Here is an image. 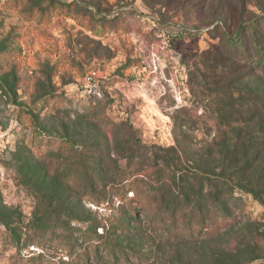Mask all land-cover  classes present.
Instances as JSON below:
<instances>
[{
  "label": "rangeland",
  "instance_id": "rangeland-1",
  "mask_svg": "<svg viewBox=\"0 0 264 264\" xmlns=\"http://www.w3.org/2000/svg\"><path fill=\"white\" fill-rule=\"evenodd\" d=\"M263 10L264 0H0V264H69L68 236L87 230L116 247L88 264H264V203L251 194L214 239L185 229L182 214L171 234L158 229L171 192L158 183L206 182L224 156L241 167L247 134L264 123V107L248 104L264 102L259 57L224 51ZM42 131L62 147L32 153ZM114 186L129 189L125 201L148 199L157 226L113 202Z\"/></svg>",
  "mask_w": 264,
  "mask_h": 264
},
{
  "label": "trees",
  "instance_id": "trees-1",
  "mask_svg": "<svg viewBox=\"0 0 264 264\" xmlns=\"http://www.w3.org/2000/svg\"><path fill=\"white\" fill-rule=\"evenodd\" d=\"M87 8L90 7L89 3H84ZM62 6L61 4H59ZM86 6H84L85 8ZM47 10V9H45ZM217 26H214L215 29ZM250 32L251 37L249 40L250 48L246 49V43L244 39L246 34ZM260 33H264V10L261 14H256L250 18L247 22L239 21L236 27L235 35L228 39L225 47H230L229 50L224 51L230 54L231 58L235 60H241L243 54H248V51L252 48L255 52V56L259 57L258 67L264 74V39L260 38ZM235 52V53H234ZM246 56V55H245ZM242 61V60H241ZM227 63V62H226ZM225 63V64H226ZM244 69V65H242ZM231 70L230 67H225V71ZM251 103L249 108H255L259 105L261 108L264 107V102L260 98H256ZM253 103V104H252ZM259 125V126H258ZM256 129H251L247 134L244 147V153L241 155L240 163H243L241 167L229 165L226 163L227 156L222 158L225 159L218 164L219 172L216 169L209 170L208 173L212 176L207 178V181H203L201 178L194 176L191 178L188 173H181L179 175L180 183H158V190L161 188L169 190V200L158 204V229H165L166 233L171 234L172 229L176 228L177 217L182 214V219L185 220V229L195 230L196 232H205L207 239H214L218 237L223 230L232 228L233 222H229L227 218L234 216L233 209L234 204L239 200H242L244 196L251 194L255 199L259 200L260 203H264V200L260 197V192L256 191L255 185H259V182L264 183V123L258 124ZM41 138L38 140V148L31 149L32 153L37 155L50 154L53 152L58 145L62 147V141L52 140L46 138L47 136L52 137L45 132H40ZM25 141V142H24ZM20 142L26 143L28 140L22 139ZM36 141L34 140V143ZM31 143V142H30ZM68 143V142H67ZM71 147V146H70ZM71 149L78 151V149ZM261 149V153L255 152L254 149ZM251 173H250V172ZM244 172V173H243ZM243 174V175H242ZM176 178V177H175ZM206 184L208 185L205 189ZM173 185V187H172ZM264 189V186L262 187ZM108 190V189H107ZM124 186H114L110 190L106 191L110 194L111 200L115 202L116 199H120L125 205H131L136 208H141L147 215V219L155 225L157 222V215L153 213V207L148 199H141L137 202L125 201L124 193H127L129 189H126L123 193ZM197 192L202 198L192 201L190 195ZM113 196V197H112ZM99 198L94 199V202L100 203L102 200ZM123 205V204H122ZM222 214L223 218L220 219L219 215ZM127 224L131 223V219L126 218ZM32 227H36L37 224L33 223ZM29 225H31L29 223ZM28 226V224L26 225ZM118 228V227H116ZM29 231L32 229L28 226ZM126 227L122 226L119 230H125ZM13 235L16 234V230H12ZM11 233V234H12ZM28 237H34V235H27ZM15 239H23L22 235H14ZM68 239L71 242L64 245L63 250L68 252L69 264H88V259L91 257V253L100 251V247H106L108 250H114L115 244L112 239L108 236L100 235L97 231L92 232L91 230L84 231L79 236L70 234ZM18 241V240H17ZM29 262L32 260L28 259ZM15 264H25L24 259L16 257Z\"/></svg>",
  "mask_w": 264,
  "mask_h": 264
},
{
  "label": "built area",
  "instance_id": "built-area-1",
  "mask_svg": "<svg viewBox=\"0 0 264 264\" xmlns=\"http://www.w3.org/2000/svg\"><path fill=\"white\" fill-rule=\"evenodd\" d=\"M97 72L96 71H92L91 75H87V79H91L92 77L96 76Z\"/></svg>",
  "mask_w": 264,
  "mask_h": 264
}]
</instances>
